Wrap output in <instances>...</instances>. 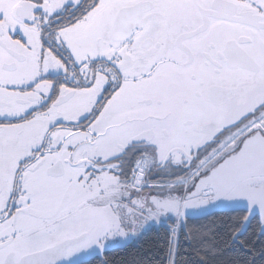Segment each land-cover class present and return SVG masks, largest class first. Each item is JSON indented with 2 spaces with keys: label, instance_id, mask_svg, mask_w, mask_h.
Returning <instances> with one entry per match:
<instances>
[{
  "label": "snow or ice",
  "instance_id": "snow-or-ice-1",
  "mask_svg": "<svg viewBox=\"0 0 264 264\" xmlns=\"http://www.w3.org/2000/svg\"><path fill=\"white\" fill-rule=\"evenodd\" d=\"M160 228L133 264H264V0H0V264Z\"/></svg>",
  "mask_w": 264,
  "mask_h": 264
},
{
  "label": "trees",
  "instance_id": "trees-1",
  "mask_svg": "<svg viewBox=\"0 0 264 264\" xmlns=\"http://www.w3.org/2000/svg\"><path fill=\"white\" fill-rule=\"evenodd\" d=\"M223 215H225V213L223 212L209 215L204 218L191 220L189 224L194 226L203 225ZM253 228H255V223L253 224ZM162 234V228L153 229L152 231L147 232L142 238L130 241L127 246L113 250L109 253V258L112 260L113 264H133L134 261L150 256L153 258H157L159 256V253L157 252L156 245L159 242ZM248 235L250 239H256V237L252 235L251 229ZM186 247V244H182V253L183 249ZM236 255L237 253L233 251H229L226 253V256L233 258ZM93 264H95V262H93ZM257 264H259V261H257Z\"/></svg>",
  "mask_w": 264,
  "mask_h": 264
},
{
  "label": "flooded vegetation",
  "instance_id": "flooded-vegetation-1",
  "mask_svg": "<svg viewBox=\"0 0 264 264\" xmlns=\"http://www.w3.org/2000/svg\"><path fill=\"white\" fill-rule=\"evenodd\" d=\"M214 214H217V213H222V212H219V211H214L213 212ZM213 214V215H214ZM209 216V215H208ZM206 217V216H205ZM200 218H204V217H200ZM196 219H199V218H191L190 220H189V222L191 221V220H196Z\"/></svg>",
  "mask_w": 264,
  "mask_h": 264
},
{
  "label": "water",
  "instance_id": "water-1",
  "mask_svg": "<svg viewBox=\"0 0 264 264\" xmlns=\"http://www.w3.org/2000/svg\"><path fill=\"white\" fill-rule=\"evenodd\" d=\"M214 211H219V210H212V212H214ZM219 212H221V211H219ZM200 217H205V216H194L192 218H200Z\"/></svg>",
  "mask_w": 264,
  "mask_h": 264
}]
</instances>
